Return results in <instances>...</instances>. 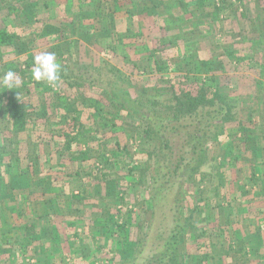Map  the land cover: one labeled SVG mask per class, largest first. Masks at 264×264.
<instances>
[{"label":"trees","instance_id":"1","mask_svg":"<svg viewBox=\"0 0 264 264\" xmlns=\"http://www.w3.org/2000/svg\"><path fill=\"white\" fill-rule=\"evenodd\" d=\"M128 1L131 3L133 0ZM147 1L143 0L145 7H138L136 12H132L129 5L123 10L127 13L121 19L126 20L124 26L116 25L115 17L122 10L121 0H59L57 13L47 20L60 17L64 11L70 17L65 23L76 22L80 29L87 30L82 27L85 25L83 22L89 19L84 16L89 13L90 20L95 24L88 28L97 37H110L116 45L124 47L126 44H133L134 48H137L136 45L141 47L139 53L143 55L139 54L138 57L146 61L145 69L151 65L149 71L166 73L169 77L171 105L168 110H142L138 97L109 85H98L97 77L89 74L82 86L86 83L93 92L85 91L87 94L81 92L78 97H70L69 89L57 81V90L44 88L35 93L36 97L46 94L44 108H37L32 103V90L23 80L28 69L33 67L34 56L42 51H32L28 47L29 43L46 45L47 50L55 52L57 59L61 58L59 75L68 85L73 87L78 83L71 82L68 75L77 78L82 73L75 72L67 63L72 52L64 25L60 21L46 22L36 35L0 28V63L7 55H23V61L6 62L0 69V78L9 70L14 73L10 84L0 83V194L5 193V198L0 199L5 200L8 210L20 214L22 206H30V217L33 218V229L28 233V241L15 245L19 249L25 250L34 241L43 244L47 240L65 256L67 251L63 244L71 238H79L81 234L77 229L86 227L84 216L89 217L91 231L104 229L107 238L112 237L123 247L126 229L132 223L129 222V215L134 206L144 203L150 209L149 222L136 235L132 228L130 234L134 249L130 255L121 256L115 264H215L216 252L221 248L225 256L222 259H228L229 254L235 252L247 256L246 248L252 235L250 231L245 234L242 232V239L232 231L227 234L225 241H220L226 232L223 226L232 225L229 215L223 214L224 205L230 199L226 192L220 193L217 188L210 197H205L201 177L204 174L200 172L205 162L211 159V152L217 142L223 138V126L233 120L230 105L225 89L219 88L212 59L204 58L197 38L191 40L193 32L181 30L182 20L204 18L203 14L208 16L209 23H214V19L232 2L173 0L165 5L161 0ZM251 1L259 3L262 0ZM40 2L42 8L49 7L51 2L56 3L55 0ZM166 8L177 20L165 16L163 11ZM185 34L191 36L186 37ZM180 44L183 45L182 50L178 48ZM170 49H176L175 55H164ZM230 50L227 54L234 58L236 50L233 46ZM86 107L93 109L92 122L98 119V127L87 130L86 123L80 117L82 110L79 109ZM116 119H120L121 123L117 124ZM129 119L134 120L136 126L127 123ZM61 120L63 125L59 131H53L51 127ZM99 127L104 131L109 129L112 133L121 132L124 142L121 143L116 137L103 141ZM239 130V136L242 135L245 140L254 138L255 133L248 126H239ZM130 139L155 141V144L150 150L139 148L134 153L130 151ZM108 142L113 143L116 152L131 161L126 163V174L137 176V181L142 183L148 177V183L143 184L144 193H135L132 189L135 186L120 187L116 193L118 205L115 209L120 218L102 222L96 217L99 215L97 208L94 211L89 208L87 200L91 195L86 191V184L97 186L106 180L105 172L100 167H105L104 163L109 162L106 155ZM114 155L117 156V153ZM147 156L153 159L151 166L145 159ZM88 159L92 161L90 168L96 170L81 168L82 162ZM261 160L255 165L258 171L251 168L250 173L242 177V184L257 195L256 199L263 198L264 201V159ZM133 161H141L140 167L133 166ZM217 165L222 168L226 162L219 160ZM219 172L222 175L219 173L218 184L225 187L229 179L225 177L224 171ZM138 194L147 196L142 195L145 199L138 201ZM17 197L19 200L16 203ZM16 204L19 208H16ZM248 205H245L247 212L251 209ZM210 209L218 212L217 231L211 237L206 236L204 226L200 225L207 224L205 221L210 217L209 213L207 216H203V213ZM210 220L213 221V218ZM30 230L28 228L27 231ZM5 236L2 234V239ZM202 236H206L207 240L202 239ZM60 237L62 243L56 241ZM53 254L47 255L49 263L57 264Z\"/></svg>","mask_w":264,"mask_h":264},{"label":"rangeland","instance_id":"2","mask_svg":"<svg viewBox=\"0 0 264 264\" xmlns=\"http://www.w3.org/2000/svg\"><path fill=\"white\" fill-rule=\"evenodd\" d=\"M55 1L56 3L51 2L49 7L42 8L40 0H0V28L15 29L21 34L32 32L33 35H36L41 31L44 23L60 21L64 25L67 39L71 42L72 56H68L70 58L67 59V63H70L69 66H72L75 72H85L83 74L80 73L76 78L71 76V72L68 71L70 81L78 82L73 87L68 85L59 75L58 82L69 89L70 97H78L81 92L89 93L92 91L86 83L82 86L84 78H87L89 74L95 78L97 77L98 85H109L120 92H128L132 96L138 97L142 104V110H168V106L171 105V102L169 104L171 97L169 77L166 73L149 71L151 65H149L148 69H145L144 64L146 61L138 57L141 54L139 53L142 50L141 47L136 45L137 48H134L133 44H126L124 47L116 45L110 37H97L89 29V25L95 24L92 19L90 20L89 16L91 14L89 13L84 16L89 19L83 22V25H85L82 27L87 30L80 29L76 22L72 24L65 23L70 20V17L64 11L60 17L47 20L48 17L58 11L57 6L60 2L59 0ZM121 1L122 10L115 14L116 25L118 26L126 24V20L123 21L121 19L126 16L127 13L123 10L128 5L132 7V12H136L138 7H145L143 0H133L131 3L128 0ZM161 1L167 5L173 0ZM230 2L232 4L224 8L220 15L214 19V23H209L208 16L203 14L204 18L193 19V21L182 20L181 30L183 32H193L194 36L191 37L193 38L191 40L197 38L204 58L212 59L213 70L216 71L215 75L219 81V88L220 90L225 89L224 93H226L227 103L230 105V112L233 116V120L223 126V138L217 142L216 148L211 152L212 160L210 159L208 162H205L200 170L201 174H204L201 177H203L205 197L211 196L213 190L217 188L220 193L226 192L230 199L229 203H225L224 205L225 210L223 214L229 215L232 225H229V227L223 226L226 228V232H224L220 241H225L227 234H230L232 231H235L236 235H239L241 239L243 237L242 232L245 234L250 231L249 233L252 234L250 236L252 239L248 236L249 243L247 249L250 252L249 256L244 257L241 252H235L230 253L228 259H222L224 252L223 248H221L220 251L216 252L214 263L264 264V260H259L257 263L250 260L252 256H261V259L264 257V248L262 247L264 246V201L262 200L263 198L256 199L257 195L252 190L248 191L244 184H242V177L244 176L243 178H245L253 167L255 171H258L255 165L259 161H262L261 159H264V9L262 8L264 0L259 3L251 0H248V2L246 0L244 2L243 0H230ZM148 6H151V4L148 3ZM173 12L175 13V10ZM163 13L169 18L174 20L176 18L177 20V17L174 18L171 15L168 8ZM36 16L39 21L36 20ZM210 27L212 30H210ZM146 31L150 30L147 29ZM153 31L154 29L152 28L151 32ZM154 34L152 33L151 35ZM185 36L190 37L191 35L185 34ZM232 46L236 50L234 51V58H231L227 54L231 51L230 48ZM28 47L32 51L40 49L42 52H50L47 50L48 46L37 42L29 43ZM182 47L183 45L180 44L178 48L182 50ZM175 51L176 49H170L164 55H175ZM53 53L55 54V52ZM21 60L23 61L22 54H18L17 56L16 54L7 55L4 59L2 58L0 69H3L2 64L6 62H18ZM56 62L61 65V58H56ZM141 65L144 66L141 67ZM80 66L82 67L81 70ZM66 70L64 68L65 72H67ZM23 81L29 84L32 90V103L37 108H44V96L46 95L43 96L42 93L40 97H36L35 93L37 91L41 92L44 88L48 90L53 88V91L57 90L56 83L49 84L44 80L35 81L32 77L31 69H28L26 78ZM48 96L47 98H49ZM79 109L82 110L80 117L86 123L87 130L98 127L96 125L98 119H94L95 123L92 122L91 114L93 109L88 107ZM126 121L136 126L134 120L129 119ZM115 122L117 124L121 123L120 119H116ZM62 123L63 121L61 120L58 124H54L51 127L52 130L59 131L63 125ZM242 125L248 126V129L254 131V138L245 140V137L239 136V126ZM98 129L101 131L100 135L103 137V141L116 137L121 143L124 142V140H121L124 136L121 132L112 133L109 129H105L104 131L101 127ZM153 143L155 144V141L146 142L143 139L135 141L130 139L128 141V144L131 146L130 151L134 153L139 151V148L150 150ZM116 153L117 156L114 155ZM106 155L109 158V162L104 163L105 167H100L105 172L103 174L106 180L97 186H92L89 183L86 184V191L91 195L90 199L87 200L90 203L89 208L93 209V211L97 208L96 211L99 215L96 217L102 222L120 218L115 211L118 205L116 203V193L120 187L135 186L132 188L135 193H142V191L144 193L143 186L145 185L143 184L148 183V177L144 178L143 180L145 181L142 183L140 180L137 181V176H128L129 174H126V163L129 159L118 151L116 152L113 143L108 144V153ZM145 159H148V165L150 163L151 166L153 162L151 156H147ZM219 160H224L226 165L221 168L217 165ZM128 162L131 163L130 160ZM140 163L141 161H133V166L138 168L140 167ZM91 164L92 161L88 159L85 163L82 162L80 166L83 170H88ZM89 170H96V168L92 167ZM219 171H224L225 177L229 179L225 182V187L218 184L219 173L222 175ZM103 174H101L102 177ZM146 194L142 195L147 196ZM1 195L3 196L4 193L0 194V198L2 197ZM142 195H137L138 201L145 199ZM235 196H237V199ZM2 202L3 200H0V205L4 207ZM246 204H249V207L251 206L248 212L245 209ZM127 209L129 210V207ZM149 210V206L144 203L134 206L129 215V222L134 223V225L130 223L127 227L126 243L123 247L120 242H115L112 237L107 238L108 235H106L104 229L91 231L88 226L89 217L84 216L86 227L80 229L81 235L79 238H76V240H72L71 238L63 244L64 249L67 251L64 264H115L121 256L130 255L134 249L133 237L130 234L132 228L134 229V235L138 234L141 228H145L151 215ZM207 212L209 213V218H213V221H208V218L205 221L207 224L202 223L200 225L204 226L206 236L211 237L217 231L215 227H217L218 212L215 209H210L204 211L203 216H207ZM244 219L247 220L245 221ZM4 227L5 224L0 223L1 238L2 234H10L7 225L6 228ZM136 227L139 229H136ZM114 236L116 235L114 234ZM206 236H202L201 238L207 240L205 239ZM248 251L246 252L248 253ZM68 257L70 260L66 261ZM33 264H47V262L39 259Z\"/></svg>","mask_w":264,"mask_h":264},{"label":"crops","instance_id":"3","mask_svg":"<svg viewBox=\"0 0 264 264\" xmlns=\"http://www.w3.org/2000/svg\"><path fill=\"white\" fill-rule=\"evenodd\" d=\"M2 198H5V196L3 195ZM18 200L19 198L17 197L16 203L18 202ZM2 204L4 207L0 205V223H4L5 226L7 225V228L8 226L10 227V234L6 235L3 239L0 235V264H33L36 260L39 259L43 262H47V264H51L49 263L50 261L47 258V255L52 253H54V260H56L57 264H64L65 256L62 254V251H60V249L57 247L53 248L50 241L46 240V242H44L43 244H39L34 241L32 244H28L25 250L19 249L18 246H15L17 242L25 243L28 241V233H30L33 229V223L31 221L33 218L30 217L32 210L28 205L26 206V208L25 206H22V214H20L15 210H8V208L5 206V200H3ZM16 208H19L18 204H16ZM32 208H34V206H32ZM244 220L246 221L247 219ZM28 228H30L31 230L27 231ZM24 230L25 233H23ZM77 230L79 231L80 228H78ZM72 240H74V238H72ZM56 241L62 243V237H60ZM37 244L39 245L37 246ZM246 251H248L247 248ZM249 253L250 252L248 251V256ZM57 260L59 261V263ZM69 260V257L66 258V261ZM250 260L257 263L259 260H264V257L261 259V256H252Z\"/></svg>","mask_w":264,"mask_h":264},{"label":"clouds","instance_id":"4","mask_svg":"<svg viewBox=\"0 0 264 264\" xmlns=\"http://www.w3.org/2000/svg\"><path fill=\"white\" fill-rule=\"evenodd\" d=\"M61 66L56 62L55 54L52 52H42L33 58V67L31 69L32 77L35 81H47L49 84H55L60 76ZM14 73L9 70L0 78V83L10 84Z\"/></svg>","mask_w":264,"mask_h":264}]
</instances>
